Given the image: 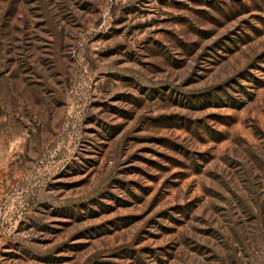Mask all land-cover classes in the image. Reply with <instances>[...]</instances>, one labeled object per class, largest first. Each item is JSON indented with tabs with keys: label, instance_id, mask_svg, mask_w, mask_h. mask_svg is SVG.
<instances>
[{
	"label": "rangeland",
	"instance_id": "374dc122",
	"mask_svg": "<svg viewBox=\"0 0 264 264\" xmlns=\"http://www.w3.org/2000/svg\"><path fill=\"white\" fill-rule=\"evenodd\" d=\"M0 264H264V0H0Z\"/></svg>",
	"mask_w": 264,
	"mask_h": 264
}]
</instances>
